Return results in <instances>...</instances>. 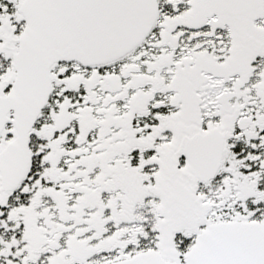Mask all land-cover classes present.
<instances>
[{
    "label": "snow or ice",
    "instance_id": "snow-or-ice-1",
    "mask_svg": "<svg viewBox=\"0 0 264 264\" xmlns=\"http://www.w3.org/2000/svg\"><path fill=\"white\" fill-rule=\"evenodd\" d=\"M0 264H264V0H0Z\"/></svg>",
    "mask_w": 264,
    "mask_h": 264
}]
</instances>
